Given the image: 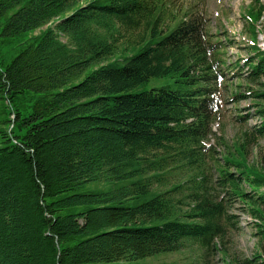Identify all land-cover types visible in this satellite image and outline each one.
Returning <instances> with one entry per match:
<instances>
[{"label": "trees", "instance_id": "trees-1", "mask_svg": "<svg viewBox=\"0 0 264 264\" xmlns=\"http://www.w3.org/2000/svg\"><path fill=\"white\" fill-rule=\"evenodd\" d=\"M175 1L0 0V264L134 260L192 243L205 252L192 264H264V166L245 163L264 138L252 26L264 5L246 14L245 94L226 95L254 99L236 120L260 123L229 144L218 136L216 153L205 141L224 105V45ZM151 79L163 82L144 89ZM235 202L254 227L250 257L227 245Z\"/></svg>", "mask_w": 264, "mask_h": 264}, {"label": "rangeland", "instance_id": "rangeland-1", "mask_svg": "<svg viewBox=\"0 0 264 264\" xmlns=\"http://www.w3.org/2000/svg\"><path fill=\"white\" fill-rule=\"evenodd\" d=\"M86 2V0H81ZM264 5V0H259ZM256 0H176L175 7L179 6H191L195 11H199V14L205 19L206 35H209L210 41H222L224 48L221 49L223 53L222 57L226 61L225 65L219 69L217 73V79L215 83L218 87V95L223 98L224 105L220 108L219 119L216 124L213 125V132L216 134L210 135L205 141L206 144L213 146L219 153L222 149V145L218 143L217 137H222V140L228 142V144L238 137L237 135L242 133V129H247L246 126L259 125V118H255V115H249V118L243 122L236 120V115L244 114L247 111L254 113V109L250 102H254V99L247 98L241 100L238 103L228 101L226 95L233 91L238 90L240 93L245 94V87H238L235 84L238 83L246 74L249 69L245 67L244 61L246 58L254 56L253 50L249 49L251 39L254 37L250 32V22L247 18L249 13L248 9L251 6H259ZM253 32L255 35V41L261 51H264V11L262 16L253 23ZM45 25H42L32 31L29 35H36L41 29H44ZM251 27V26H250ZM63 41L64 37L61 38ZM118 56H114L112 61H121V56L117 52ZM238 62V65L236 64ZM119 65H122L119 62ZM163 82L160 79H151L145 88L148 90L153 84ZM244 82V81H243ZM242 82V83H243ZM252 87L256 85L250 84ZM242 99V98H241ZM249 107V109H247ZM223 112V116H222ZM249 112V113H250ZM244 123V124H243ZM220 126L223 128L221 129ZM246 159V165H262L264 166V138L257 139L256 142L248 145ZM218 156L217 154H213ZM243 205L239 202H235L231 207L232 213L237 217L238 231L231 232L230 238L227 241L228 248L231 253H237L240 256L250 257L254 252L259 249L256 246V238L253 235L254 227L250 223V217L245 213ZM205 252L196 244H186L180 252L176 253H161L151 255L145 258L134 260H118L112 262H98L94 264H192L197 260L200 254ZM215 261V264H222L220 255H216L209 259Z\"/></svg>", "mask_w": 264, "mask_h": 264}]
</instances>
